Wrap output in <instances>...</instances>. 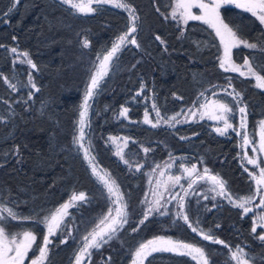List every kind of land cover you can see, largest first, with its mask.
Listing matches in <instances>:
<instances>
[{
    "label": "trees",
    "instance_id": "trees-1",
    "mask_svg": "<svg viewBox=\"0 0 264 264\" xmlns=\"http://www.w3.org/2000/svg\"><path fill=\"white\" fill-rule=\"evenodd\" d=\"M130 2L140 17L136 36L141 47L129 45L122 49L116 66L110 68L109 76L90 101L87 117L93 154L124 193L128 223L111 241L92 250L90 259L86 257L82 264H129L132 251L157 236L204 248L210 264H235L229 260L228 248L203 241L182 220L173 223L175 201L168 205V215L154 214L138 231L132 229L137 227L146 207L141 203L145 193L149 200L153 199L150 188L155 187V180L167 181L169 176L181 175V164H196L198 170L207 166L211 174L218 173L227 181L233 197L253 192V182L239 160L237 133L217 134L204 119L177 118L180 122L173 121L174 126L161 123L152 127L143 122V115L145 110L153 115L154 103L165 119L187 107H197L218 84L230 79L247 105L246 130L253 138L257 122L264 118V89L256 87L249 77L219 67L220 42L204 23L189 21L179 29L165 19L162 14L170 7L171 0ZM221 16L226 23L242 24L244 38L250 42L264 37L263 27L246 11L224 6ZM127 27V11L113 5H104L96 13L84 15L73 14L70 6L61 0H19L15 7L13 0H0V45L3 46L0 47V200L10 207L15 201L17 210L24 215L40 213L42 218L46 214L42 210L55 209L73 193L83 191L90 198L88 203L69 208L63 232L52 238L46 264H73L74 253L83 246L82 237L108 211L106 192L92 177L82 153L73 147L72 137L92 61L102 48H111V41ZM156 35L165 43L155 40ZM85 37L90 41L89 48L82 47ZM197 42H201L199 47ZM12 47L18 53L28 52L38 70L23 63L24 58L18 59L10 51ZM232 58L249 59L254 70L264 75L260 67L264 66L261 48L241 46L233 49ZM29 72L38 92L31 87ZM142 83L145 88L141 91ZM9 84L15 85V89ZM122 106L129 109L126 118L119 116ZM109 137L129 138L124 152L131 168L115 154L118 145L123 147V140L113 143ZM144 148L150 151L145 153ZM166 163L172 167L165 168ZM137 164L142 165L139 171L135 168ZM156 165L160 168L153 174ZM161 170L165 173L163 177ZM149 176H152L151 185ZM181 184L187 189L186 179ZM196 187L201 190L195 185L196 192ZM204 191L200 193L199 204L195 194L188 198L190 220H199L200 228L213 229L216 237L231 246L244 247L257 257L255 264H264V243L251 233L252 213L243 216L241 209L225 199L204 200L203 195L207 194ZM176 192L183 195L180 186L172 189V194ZM169 196L168 192L164 193L165 199ZM213 204L217 207L213 208ZM9 223L12 232L32 230L37 235V244H42L46 228L37 219ZM215 225L220 227L217 229ZM69 232L67 243H60ZM35 248L36 245L29 252L26 264L37 256ZM144 264L197 262L188 256L160 252L149 256Z\"/></svg>",
    "mask_w": 264,
    "mask_h": 264
},
{
    "label": "snow or ice",
    "instance_id": "snow-or-ice-1",
    "mask_svg": "<svg viewBox=\"0 0 264 264\" xmlns=\"http://www.w3.org/2000/svg\"><path fill=\"white\" fill-rule=\"evenodd\" d=\"M19 3V0H13V7ZM61 3L70 6L73 10V14H93L99 11L100 7L104 5H113L117 8L124 9L128 13V27L125 32L117 35L114 40L111 41V48H102L96 54V60L92 61V67L89 68V78L85 84L84 96L81 105L79 106V119L76 123L75 130L72 137V145L77 153H82L84 161L87 163L91 170V175L95 179L96 183L106 192V200L108 202L107 213L102 214V218L95 227L88 232L87 235L82 237V247L78 249L75 256V264H82L87 257L90 259L91 252L94 249H100L104 244H107L113 238L117 236L124 225L128 223V203L125 199V195L120 191V187L116 182V179L111 176L106 169L100 167L96 156L93 154L94 148L89 135L90 122L87 120L88 111L91 107L90 101L98 94L101 83L105 77L109 76L110 68L116 66V61L119 59V54L122 49L129 45H134L140 48L136 33L140 27V17L137 14L136 8L130 2V0H61ZM235 5L238 9H243L246 12L256 17L261 25H264V0H176L174 7L171 11V19L178 21L182 25H187L189 21H202L208 25L215 33V36L219 38L220 45L223 46V55L219 57V67L225 71L237 72L241 76L254 77L256 81V87L264 89V75L257 73L249 59L243 60V65H237L232 60L233 49H238L243 46L248 49L255 50L258 47L264 50V37L255 38L257 42H250L244 38V26L242 24H235L225 22V18L221 16V8L224 6ZM198 9L200 14L193 12V9ZM12 9H9L11 11ZM159 11V9H157ZM7 15V13H5ZM167 18V17H166ZM231 23V26H230ZM15 40L16 38L13 37ZM155 40L161 44L165 42L159 35L155 36ZM201 42H197V47ZM0 47H3L0 45ZM82 47L89 48L90 41L85 37L82 41ZM10 51L24 58L23 63L28 64L31 69L38 70L36 63L29 58L28 52L18 53L16 47H12ZM98 61V63H97ZM133 68L135 65L132 66ZM261 71H264V66H260ZM95 69L94 71L92 69ZM246 69V71L242 70ZM2 75V74H0ZM7 80V78H5ZM29 82L31 87L36 89V84L32 82V74L29 72ZM10 87L15 89V85L9 84ZM145 88V85L141 84V91ZM228 88H232L231 80L228 81ZM225 89L227 94L233 97L234 106L240 114L239 131L233 127L230 123V119L234 116L233 106H229L227 103H222L220 100H205V103L200 104L196 110L189 109L187 113H183L186 118H195L198 114L201 119L204 116H208L214 121L222 122V127L215 128V131L220 135L228 133L229 129L236 131L241 136V148L246 149L249 145H252L253 153H264V120L260 121L261 131L259 137V144L256 145L255 141L250 140L249 134L246 131L247 127V105L243 103L242 94L232 88V91ZM140 93L138 92V95ZM32 93L29 92V97ZM201 96L204 94L201 93ZM195 103V102H194ZM152 109L156 114L155 123L149 118V112H144V123L152 125V127H158L161 123L174 126L173 121L179 123L177 117L182 113H176L171 117L165 119L160 114L159 108L154 103ZM129 109L127 107H121L119 110L120 117H127ZM118 139L123 140V147L119 145L116 155L123 161L125 165L131 164L128 159H125L124 149L127 148L129 138L128 137H109V141L115 143ZM143 151L148 153L149 148H144ZM16 152H19V146L16 147ZM171 159V157H170ZM241 160L246 161L248 165H253L254 169L249 173L250 180H254L256 184V190L250 192L246 196H240L239 194L233 195L228 190L227 181L220 175L211 174V170L207 167H203V171H199L196 164H192L190 167L185 164L180 165L181 175L169 176L167 181L161 179L155 180V187L150 188L153 199L149 200L148 193H145V199L141 201L146 205L142 213V218L139 220L136 228L132 231L139 230L140 225H144L148 221L149 217L154 214L160 216H166L169 214L168 205L175 201L176 211L173 214V223L177 220H182L193 233H197L202 237L203 241H209L216 245H223L228 248L230 252L229 260L234 261L235 264H255L257 257L253 256L250 252H246L244 247L240 245L231 246L224 240L219 239L214 235L213 229L205 231L199 227V220L195 222L190 220L188 214V198L193 194L197 196L196 202L199 204L200 193L195 191L194 186L201 181L210 185L209 191L213 194L203 195L204 200H215L217 196L228 201L234 207L242 210V215L247 216L252 213L255 216L251 233L256 234L255 238L261 242H264V159L257 156H249L247 151H244L241 155ZM202 163V161H201ZM142 165L137 164L136 170L139 171ZM171 163H166L165 168H171ZM160 165H156L152 169L154 174ZM258 169V174L256 173ZM247 172L248 169L245 168ZM165 175L164 171H160V177ZM186 179L188 182L187 189L183 188L181 180ZM149 184H152V176H149ZM176 186H180L183 190V195L179 192L172 194V189ZM170 194L168 199L164 198V193ZM259 196V203L255 205V208L259 209L258 212L253 211V201ZM90 198L83 191L78 194L73 193L70 199L63 204L59 205L55 209L42 210L45 212L41 218L40 213L35 215H24L17 210L16 202L12 201L13 206H9L7 202L0 200V264H26V259L29 257V252L38 250L39 255L30 260V264H46L49 254V246L52 244V238L57 237L62 233L66 221L65 218L69 216V208L76 207L78 203H88ZM213 208L217 207V204L212 205ZM211 211V209H208ZM37 219L39 223H42L46 228V233L43 234L42 244H37V235L32 230H23L19 232L10 231L9 221H27ZM258 226L260 231H257ZM219 225H215V228H219ZM71 233L64 236L60 240V243L66 244ZM167 252L181 256H188L197 264H210L208 254L204 248L198 247L193 243H185L180 240H173L171 237L157 236L144 243H140L132 254L131 264H144L145 260L154 253ZM227 264V262H226Z\"/></svg>",
    "mask_w": 264,
    "mask_h": 264
},
{
    "label": "rangeland",
    "instance_id": "rangeland-1",
    "mask_svg": "<svg viewBox=\"0 0 264 264\" xmlns=\"http://www.w3.org/2000/svg\"><path fill=\"white\" fill-rule=\"evenodd\" d=\"M83 2H87V0H83ZM204 2H208V0H204ZM175 3H176V0H171V4H170V7L162 14V16L165 18V19H168V20H170L175 26H177V27H179V29H182L185 25H182V24H180L178 21H175V20H172L171 19V11H172V7H174V5H175ZM230 6H234L235 7V5H230ZM241 10H243V9H241ZM244 11V10H243ZM193 12L194 13H196V14H200L199 13V10L198 9H193ZM249 13V12H248ZM251 14V13H250ZM252 15V14H251ZM167 17V18H166ZM256 18V17H255ZM256 20L258 21V19L256 18ZM200 22H202V21H200ZM203 23V22H202ZM258 23H259V21H258ZM206 25V24H205ZM261 25V24H260ZM206 26H208V25H206ZM262 27H263V29H264V25H261ZM209 27V26H208ZM210 28V27H209ZM211 29V28H210ZM218 40H219V38H218ZM219 42H220V40H219ZM220 51H219V54H218V57H217V60H218V64H219V57H221L222 55H223V46L222 45H220ZM19 58H23L22 56H20ZM245 58H243V60H244ZM232 60H233V62L235 63V64H237V65H243V60H241V61H235L233 58H232ZM242 70H244V71H246V69H242ZM230 72H232V71H230ZM234 73H237V72H234ZM239 74V73H238ZM245 77H248V76H245ZM249 78H251L252 79V81H253V84L254 85H256V81H255V78L254 77H249ZM226 88H228V81L227 82H223V83H220V84H218V87L213 91V92H211V94H209V95H206V96H204V98L202 99V101H201V104H203V103H205V100L207 99V100H213V99H217V100H220L222 103H227V104H229V106H233V108H234V116L235 117H232L231 119H230V123H232L233 124V127L234 128H237V130L239 131V128H238V126H239V122H240V114H239V112L236 110V108H235V106H234V100H233V97H231V96H229L228 94H227V92L225 91V89ZM232 88H233V86H232ZM232 88H228V91L230 92V91H232ZM193 109V110H196V109H198L199 108V106H197V107H187V108H185L181 113V115L180 116H178L177 118H180L181 120H185V121H190V120H195V119H201V117H200V115L198 114L195 118H190V117H188V118H186L185 117V115H183V113H187L188 111H189V109ZM149 118L150 119H152L153 120V122L155 123V120H156V114H155V112H153V115H149ZM143 119H144V115H143ZM204 120H206L208 123H209V126H210V128L215 132V133H217L216 131H215V128H217V127H222L223 125H222V122H219V121H214V120H212V119H210L208 116H204V118H203ZM233 119H235L236 121L235 122H233ZM262 120H264V118L263 119H260L258 122H257V127H256V131H255V135H254V137L252 138V137H250L249 136V138H250V140H253V141H255V143H256V145H258L259 144V137H260V131H261V125H260V121H262ZM229 131H233L232 129H229ZM228 131V132H229ZM247 131V130H246ZM234 132H236V131H234ZM237 133V132H236ZM217 134H219V133H217ZM238 135V134H237ZM238 138H239V153H238V156H239V160H240V162L242 163V166L244 167V168H247L248 169V174L249 173H251L252 171H253V169H254V166L253 165H248L247 163H246V161H242L241 160V155L243 154V152L244 151H247V153H248V155L249 156H257V157H259V158H262V159H264V153H259V152H257V153H253L252 152V145H249L246 149H242L241 148V143H242V140H241V136L240 135H238ZM192 164H190V165H186V166H188V167H190ZM261 166H264V165H261ZM199 171H203V170H199ZM256 173L258 174V169H256ZM252 182H253V192L256 190V184H255V181L254 180H252ZM197 186H199V188L201 189V190H199L197 187V192L198 193H203L202 191L203 190H205L204 192L205 193H207L208 195H213L210 191H209V189H210V185L208 184V183H206V182H203V181H201L200 183H198L197 184ZM78 194V193H77ZM72 195V194H71ZM71 197V196H70ZM70 197L66 200V201H68L69 199H70ZM223 198H221V197H219V196H217V198L215 199V201H219V200H222ZM65 201V202H66ZM64 203V202H63ZM62 203V204H63ZM259 203V196H257V198H256V200L255 201H253V211L254 212H258L259 211V209H257V208H255V205H257ZM252 217H253V220H255V216L252 214ZM253 226V225H252ZM261 229H260V227L258 226V228H257V231L259 232ZM256 235V234H255ZM150 239H153V238H150ZM150 239H148V240H150ZM148 240H146V241H148ZM146 241H144V242H146ZM144 242H142V243H144ZM185 243H187V242H185ZM264 243V242H263ZM139 246V245H138ZM137 246V247H138ZM136 247V248H137ZM135 248V249H136ZM135 249L132 251V254L134 253V251H135ZM132 254H131V258H130V262H129V264H131V260H132ZM36 255H39V253H37ZM27 264H30V261L27 263ZM73 264H75V259H74V261H73Z\"/></svg>",
    "mask_w": 264,
    "mask_h": 264
}]
</instances>
